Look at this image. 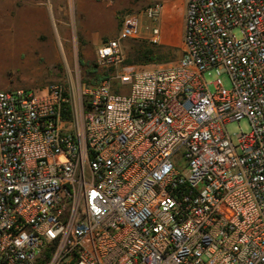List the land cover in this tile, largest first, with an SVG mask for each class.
Returning <instances> with one entry per match:
<instances>
[{
  "label": "built area",
  "instance_id": "1",
  "mask_svg": "<svg viewBox=\"0 0 264 264\" xmlns=\"http://www.w3.org/2000/svg\"><path fill=\"white\" fill-rule=\"evenodd\" d=\"M119 22L107 78L0 90V264H264V0H185L169 65L126 63Z\"/></svg>",
  "mask_w": 264,
  "mask_h": 264
},
{
  "label": "rangeland",
  "instance_id": "2",
  "mask_svg": "<svg viewBox=\"0 0 264 264\" xmlns=\"http://www.w3.org/2000/svg\"><path fill=\"white\" fill-rule=\"evenodd\" d=\"M59 1H29L27 7L36 9L38 17L35 15L28 19V28H22L20 36L23 42L20 49L12 47V37L17 33V31L14 33L13 29V11L0 10V90L21 87L35 93H45L50 84L60 83L70 89L72 87L71 92L75 94L81 85L99 82L94 78L95 74L107 78L112 69L97 63L96 49L92 50L93 46L88 42V37L92 35L94 38L93 32L98 27L99 31L96 34L102 36L99 44L109 38H116L120 33L119 17L125 13H135L140 17L138 36L121 40V52L126 63L139 67L169 65L177 62L181 56L183 34L172 42H166L162 38L165 31L173 27L167 15L153 21L142 13L145 7L155 0H93L96 8L100 9L95 12L99 17L95 18L86 17L81 10V2L88 0ZM159 1L166 5L173 4L174 27L181 33L185 0ZM24 2L26 1L22 0V6ZM35 2L44 5H37ZM59 7L65 8L64 14H58ZM88 18L91 19L90 23L92 22L94 27L91 33L85 32L83 27V23ZM154 26L160 30L159 40L156 43L150 39L151 29ZM88 49L91 51L86 52ZM139 49H151L161 55V60L149 63L137 61ZM91 68L95 70L93 74L88 73ZM203 78L211 92H215L214 83L217 79L226 90L231 89L232 83L226 72L217 74L215 68H210L203 72ZM226 129L230 134L241 129L248 131L249 123L245 118L232 121L226 124Z\"/></svg>",
  "mask_w": 264,
  "mask_h": 264
},
{
  "label": "crops",
  "instance_id": "3",
  "mask_svg": "<svg viewBox=\"0 0 264 264\" xmlns=\"http://www.w3.org/2000/svg\"><path fill=\"white\" fill-rule=\"evenodd\" d=\"M24 1H26V2H24V5L22 6V4H21L22 0H0V2H1L0 3V10L9 9V10L13 11L12 23H13L14 33H15V31H17L16 35H14L12 37L13 38V46L12 47L14 49H20L21 48V44L23 41H22L20 35L22 34V28L23 27L28 28V26H27L28 25L27 21L29 22L28 19H30L31 17H34L35 15H36V17H38V14H37L38 11L36 9H33L31 7H27L30 0H24ZM36 4L37 5H44V4H38V3H36ZM87 6H89V7H87ZM80 7H81V10L83 11L84 15H86V17H88V16H89V18L99 17V14L95 13V12H96V10H100V9L96 8V4L93 0L81 2ZM57 10H58V14L60 15V14H64L65 8L63 9L62 7H59ZM163 15H167V18L173 24V27L171 29L166 30L165 33L162 35V38L166 42L175 41L176 39L179 38L180 34H183L184 18H183V23L181 26L182 29H181V33H180L174 27L175 15H174V6L172 3H169L167 5L164 4L161 16H163ZM184 16H185V10H184ZM89 18H88V20H85V23H83V27L85 28V32L87 31V32L91 33V30H94V27L92 26L93 23L92 22L90 23L91 19H89ZM177 26L179 27V25H177ZM98 31L99 30L97 27L96 30L93 32L94 38L92 37V35H90L88 37L89 38L88 42L92 43V46H93L92 50L97 49L101 45V44H99V39L102 36H99L96 34V32H98ZM109 39H111V38H109ZM89 49L86 50V52H90L91 50H89Z\"/></svg>",
  "mask_w": 264,
  "mask_h": 264
},
{
  "label": "trees",
  "instance_id": "4",
  "mask_svg": "<svg viewBox=\"0 0 264 264\" xmlns=\"http://www.w3.org/2000/svg\"><path fill=\"white\" fill-rule=\"evenodd\" d=\"M161 60V55L155 53L153 50L151 49H142L138 51L137 54V61H141L143 63H149V62H159ZM95 72L94 69H89L88 73L93 74ZM94 78H96V80L101 81L103 80L105 77L104 76H98V75H94Z\"/></svg>",
  "mask_w": 264,
  "mask_h": 264
}]
</instances>
